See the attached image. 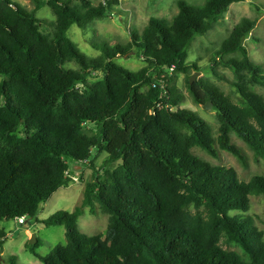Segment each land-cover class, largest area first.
I'll return each instance as SVG.
<instances>
[{"label": "trees", "instance_id": "1", "mask_svg": "<svg viewBox=\"0 0 264 264\" xmlns=\"http://www.w3.org/2000/svg\"><path fill=\"white\" fill-rule=\"evenodd\" d=\"M28 1L31 10L0 0V224L26 217L46 228L63 227L65 243L47 255L38 254V240L27 247L42 264H264L263 235L246 215L250 197L264 201V176L242 182L232 168L192 153L198 148L216 157L218 149L244 164L234 135L264 161V96L243 83L264 88V70L243 45L255 21L236 24L212 60L242 82L235 84L238 104L209 81L190 85L199 68L186 62L195 37L244 0H203L200 6L178 0L170 24L151 17L138 38L132 33L131 42L114 51L103 45L96 58L85 56L67 32L107 18L112 3ZM44 7L55 18L50 26L36 16ZM130 54L144 65L135 73L113 62ZM93 72L101 79L90 83ZM177 74L186 76L195 104H212L216 137L195 113L174 111L183 100L173 85ZM100 154L106 155L102 175L84 185L81 204L38 220L40 205L74 182L71 164L80 172L94 168ZM85 208L107 216L103 232L80 233ZM5 240L0 228V247Z\"/></svg>", "mask_w": 264, "mask_h": 264}, {"label": "rangeland", "instance_id": "2", "mask_svg": "<svg viewBox=\"0 0 264 264\" xmlns=\"http://www.w3.org/2000/svg\"><path fill=\"white\" fill-rule=\"evenodd\" d=\"M11 1L27 10L33 8L32 3L28 0V2L26 0ZM177 1L128 0L123 3L121 9L112 7V12L107 18L102 20L94 19L84 30L79 29L77 26H72L67 32V37L85 56L96 58L101 55L103 45L114 51L116 45L125 46L129 44L132 33L138 38L151 17L170 24L178 13ZM182 1L190 6L203 4V0ZM36 16L41 20H45L47 26H50L55 21L48 7L40 9ZM243 19L255 21L254 27L247 35L243 45L248 52L250 60L260 65L264 70V0H244L241 3L231 5L222 20L216 23L206 35L195 37V40L186 51V62H194L199 68V71L191 72V76L197 74L195 82L206 80L213 83L235 104L239 103V94L235 84H241L242 82L237 80L229 69L219 64L216 65L212 60H214V53L219 50L222 41L232 31L233 27ZM42 30L48 32L50 29L42 27ZM215 61H218V58H215ZM113 62L132 73L144 66L133 54L116 57ZM68 67L76 69L77 65L69 64ZM211 67H213L214 72ZM100 75V73H91L92 79L89 82L93 83L97 79H101ZM243 83H246L251 91L264 96L263 87L248 83V79L244 80ZM173 85L183 95L182 102L174 111L187 110L195 113L210 126L213 136L216 137L218 120L213 107L209 110H204L203 106L193 102L187 91L185 75L177 74ZM231 142L244 153V164L240 163L232 155L218 149L216 157L209 156L198 148H194L192 153L213 166L232 168L242 182H248L255 176H264V161L255 158L245 144L234 135H231ZM105 157V154L95 156L93 160L94 168L81 167L83 170L77 176V179L73 180L74 182L69 184L67 188L59 189L45 204L40 205L36 218L38 220H46L58 211L72 212L79 206L83 198L84 185L93 181L97 173L102 175V162ZM116 166H110L109 169H114ZM71 169L74 173L79 172L75 171L73 163L71 164ZM231 215H234V213H231ZM246 215L252 219L254 227L262 233L264 240V201L261 196L250 197V209ZM77 225L80 233L93 236L106 229L107 216L101 214L98 210L97 214L92 216L85 208L82 216L78 219ZM0 228L6 233V240L3 242V246L0 247L1 264H8L10 258L14 259L15 264H42L26 250L30 241V238L26 236V232L35 235L36 240L40 244L37 252L42 256L47 255L57 245L65 243L63 227L46 228L37 224L36 220L26 218L25 224L21 226L16 221L2 222ZM222 248L242 255V251L235 245L222 243Z\"/></svg>", "mask_w": 264, "mask_h": 264}, {"label": "built area", "instance_id": "3", "mask_svg": "<svg viewBox=\"0 0 264 264\" xmlns=\"http://www.w3.org/2000/svg\"><path fill=\"white\" fill-rule=\"evenodd\" d=\"M95 6H107L108 4L112 3V7L116 9H121L123 3L127 2L128 0H88ZM173 72V69H170V74ZM26 217H22L18 219L16 222L19 226L25 224Z\"/></svg>", "mask_w": 264, "mask_h": 264}, {"label": "water", "instance_id": "4", "mask_svg": "<svg viewBox=\"0 0 264 264\" xmlns=\"http://www.w3.org/2000/svg\"><path fill=\"white\" fill-rule=\"evenodd\" d=\"M196 76H197V74H194V75H192L191 77H190V79H189V84L190 85H192L194 82H195V80H196ZM212 107V104L210 103V102H207L204 106H203V109L204 110H209L210 108ZM36 237H35V235H32V237H31V239H30V241H29V245H34L35 243H36ZM0 264H1V258H0Z\"/></svg>", "mask_w": 264, "mask_h": 264}, {"label": "crops", "instance_id": "5", "mask_svg": "<svg viewBox=\"0 0 264 264\" xmlns=\"http://www.w3.org/2000/svg\"><path fill=\"white\" fill-rule=\"evenodd\" d=\"M26 2H28V1L26 0ZM75 171H79V172H80V167L75 166ZM79 172H77L76 174L73 175V179H74V180L77 179V176L80 174ZM26 236H28V238H30V239H31V237H32V235L29 234L28 232H26Z\"/></svg>", "mask_w": 264, "mask_h": 264}]
</instances>
